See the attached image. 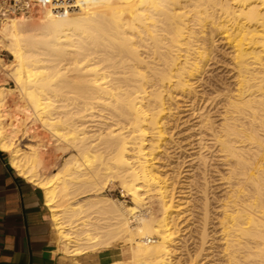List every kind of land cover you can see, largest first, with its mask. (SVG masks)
Returning a JSON list of instances; mask_svg holds the SVG:
<instances>
[{"label":"bare ground","instance_id":"6f19581e","mask_svg":"<svg viewBox=\"0 0 264 264\" xmlns=\"http://www.w3.org/2000/svg\"><path fill=\"white\" fill-rule=\"evenodd\" d=\"M44 1L31 11L40 31L26 36V18L0 23V51L16 64L22 96L6 107L0 89V149L18 176L43 191L59 251L76 258L105 250L109 264H179V255L187 256L183 264L199 257L197 264H264V0ZM176 98L198 106V124L229 160L217 214L204 199L196 237L206 253L195 256L177 248L195 237L179 222L189 184L175 187V172L161 173L154 162L175 141L167 120ZM25 102L68 143L57 150L75 152L49 176L39 171L44 146L21 150L13 141ZM85 112L82 118H101L85 126L73 117ZM186 157H178V170ZM117 181L131 206L101 195ZM152 201L158 220L146 211Z\"/></svg>","mask_w":264,"mask_h":264},{"label":"rangeland","instance_id":"374dc122","mask_svg":"<svg viewBox=\"0 0 264 264\" xmlns=\"http://www.w3.org/2000/svg\"><path fill=\"white\" fill-rule=\"evenodd\" d=\"M39 7L42 6L36 3H32L31 11L35 12ZM31 11L28 15H21V17H18L26 18L25 27L28 30L26 36L31 35L36 31H40L41 27L43 26L40 17H38L37 15L33 16ZM220 37H222V35L220 34H217L215 36V46H218V49H220V47H222L224 43ZM13 61L14 60L12 59V56L8 51H0V89L6 92V99L8 100L5 104L6 107H8L7 105L11 101H13L14 103L21 104L22 96L16 88L17 85L13 76L14 67L16 66ZM218 72L219 70L214 71L212 74L217 75ZM209 74L211 75V73H208L206 75L208 76ZM187 105H190V109L189 107H187ZM173 106L177 107L178 109H175L173 111L172 116L168 118L167 128L173 129L171 131V136L173 135V139H175V141H173L172 144H170V142L168 143L167 141L165 146H163V148L159 150L160 154L154 159V162L155 165L161 171V173L168 175H170L171 173L172 176V171L175 172L173 173L175 175V187H177L178 185H183L185 184V182L189 184V188L187 187L188 189H185L187 190L185 198L179 201V203L182 204L179 207V209L181 208L180 211H182L179 222L180 225L189 224L188 229L190 230V233H192L195 237L186 239V241L182 243L183 245L177 248L179 252H182V254H184L185 252L193 253L194 251L195 256L196 253L200 252L201 248V244L196 236L198 235L199 231V217L201 216L202 207L205 203L204 199H207L206 208L210 209L211 211H214L215 214H217L218 212L214 210L215 208L212 207H215L216 198L221 195L220 191L222 187L220 186V182L218 179L222 174H224V169L226 168L225 164H227L229 160L219 157V155L222 154L217 152V145L213 143V141H211V135L213 133L201 129L200 124H198V106L193 105L190 102H184V100L182 99H177L176 101H174ZM210 108H212L211 113L213 114V116H217L219 108L209 107V109ZM88 112L94 113V116L98 115L96 110ZM88 112L81 113L79 115L73 114V117L77 118L81 116L79 120L84 121L85 126H92L96 124V121L100 120L101 117L98 116L82 118V116H84ZM213 118L216 121L218 120V117ZM2 125L3 127L10 129V131L13 129L9 127V121L7 116L2 117ZM15 129H17V131L13 133V141L15 146H17L19 149L24 150L25 148H29L30 146L36 144L44 146V150L42 151L44 162L39 168V171L44 176H49L54 171H57L62 166L65 159H67L69 155H71V153H75L71 149H68L64 152L57 150L58 146H66V144L68 143L65 142V139L59 138L55 133L49 131L46 127H43L39 123V121L35 117V114L29 102L24 103L23 120L21 121L20 125H17V127H15ZM169 136L170 135L168 132L166 136L167 140ZM198 139H202L200 144ZM176 147H178L177 150H175ZM199 153L205 157L204 163H200L203 160L197 159L198 156H200ZM181 154L182 159L185 155H190V157H186V159L184 160L187 162L185 164V167H183V169L178 170L177 167L179 166V164H181V159H178V157ZM77 159L79 161V164H87L86 162H84L83 159H79L78 156ZM191 160L193 161L190 162ZM92 164L95 165V162H92ZM188 165L191 166L188 167ZM180 172L181 174L179 175ZM185 177H188V179H186ZM187 183L186 185L188 186ZM101 195L111 200L118 201V203H121L124 208L132 205L130 196L123 191L118 181L113 184H109L103 190ZM178 199L179 198H176V200ZM147 206L148 208L146 211H150L152 217L155 220H158L161 213L158 204L155 201H152V203H148ZM146 211H143V217H147L148 214ZM90 215L95 216L96 214L91 213ZM215 243V246H220V242ZM205 247L206 244L202 246V249H204ZM104 251L105 250H101L93 254L88 253L83 256H85L86 259L91 260L92 255L102 253ZM200 253L204 254L206 252L202 250ZM218 254L221 253L218 251L217 255ZM186 259V255H179L178 259L175 260H178L179 264H183L187 261ZM199 259H201V257L197 258V261L192 264H197ZM207 259L209 261L210 255L207 257ZM201 262L205 261L202 260ZM87 264L94 263L89 262Z\"/></svg>","mask_w":264,"mask_h":264},{"label":"crops","instance_id":"0c3cea01","mask_svg":"<svg viewBox=\"0 0 264 264\" xmlns=\"http://www.w3.org/2000/svg\"><path fill=\"white\" fill-rule=\"evenodd\" d=\"M109 264L108 251L91 260L59 251L43 191L18 176L0 149V264Z\"/></svg>","mask_w":264,"mask_h":264},{"label":"built area","instance_id":"2783aa9c","mask_svg":"<svg viewBox=\"0 0 264 264\" xmlns=\"http://www.w3.org/2000/svg\"><path fill=\"white\" fill-rule=\"evenodd\" d=\"M32 3L40 6L48 4L44 0H0V23L21 17V15H28L32 9Z\"/></svg>","mask_w":264,"mask_h":264}]
</instances>
